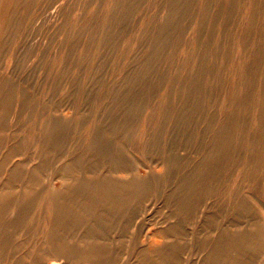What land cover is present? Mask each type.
Masks as SVG:
<instances>
[{
  "label": "rangeland",
  "instance_id": "rangeland-1",
  "mask_svg": "<svg viewBox=\"0 0 264 264\" xmlns=\"http://www.w3.org/2000/svg\"><path fill=\"white\" fill-rule=\"evenodd\" d=\"M0 264H264V0H0Z\"/></svg>",
  "mask_w": 264,
  "mask_h": 264
}]
</instances>
